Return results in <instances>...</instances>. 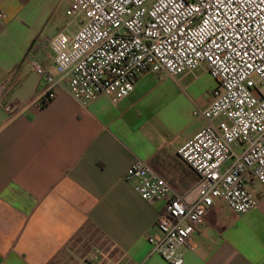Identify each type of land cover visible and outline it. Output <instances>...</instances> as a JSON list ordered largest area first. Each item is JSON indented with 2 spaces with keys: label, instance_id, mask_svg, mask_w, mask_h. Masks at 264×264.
Returning <instances> with one entry per match:
<instances>
[{
  "label": "crops",
  "instance_id": "0c3cea01",
  "mask_svg": "<svg viewBox=\"0 0 264 264\" xmlns=\"http://www.w3.org/2000/svg\"><path fill=\"white\" fill-rule=\"evenodd\" d=\"M69 4L0 0V264H167L147 240L164 203L124 175L138 159L177 194L190 190L198 175L177 151L205 125L193 112L217 82L204 67L177 79L145 71L117 102L82 104L64 90L46 100L34 65L58 75L48 42L82 21ZM248 189L258 202L247 213L207 209L183 264H264V188Z\"/></svg>",
  "mask_w": 264,
  "mask_h": 264
},
{
  "label": "built area",
  "instance_id": "2783aa9c",
  "mask_svg": "<svg viewBox=\"0 0 264 264\" xmlns=\"http://www.w3.org/2000/svg\"><path fill=\"white\" fill-rule=\"evenodd\" d=\"M68 13L83 19L48 42L58 75L34 65L46 99L64 90L82 104L99 95L117 102L145 71L177 79L204 67L217 82L210 104L193 112L205 125L177 151L196 184L177 194L138 159L124 175L142 199L164 203L151 253L183 264L213 203L244 214L258 202L248 185L264 188V0H70ZM4 17L0 10V33Z\"/></svg>",
  "mask_w": 264,
  "mask_h": 264
},
{
  "label": "rangeland",
  "instance_id": "374dc122",
  "mask_svg": "<svg viewBox=\"0 0 264 264\" xmlns=\"http://www.w3.org/2000/svg\"><path fill=\"white\" fill-rule=\"evenodd\" d=\"M82 19H83V16H82V15L79 16V17L77 18L78 21H80V20H82ZM78 21H77V22H78Z\"/></svg>",
  "mask_w": 264,
  "mask_h": 264
},
{
  "label": "trees",
  "instance_id": "16d2710c",
  "mask_svg": "<svg viewBox=\"0 0 264 264\" xmlns=\"http://www.w3.org/2000/svg\"><path fill=\"white\" fill-rule=\"evenodd\" d=\"M46 100H47V99H46ZM43 103H45V101H44Z\"/></svg>",
  "mask_w": 264,
  "mask_h": 264
}]
</instances>
